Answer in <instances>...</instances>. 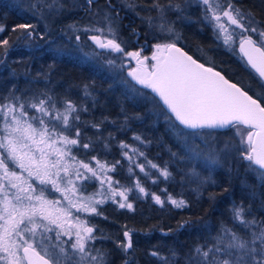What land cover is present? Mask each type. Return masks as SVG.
<instances>
[{
  "label": "snow or ice",
  "instance_id": "obj_1",
  "mask_svg": "<svg viewBox=\"0 0 264 264\" xmlns=\"http://www.w3.org/2000/svg\"><path fill=\"white\" fill-rule=\"evenodd\" d=\"M199 3L203 5L204 19L218 34H225V44L235 43L226 25L235 26L233 32L239 30L236 39L240 52L246 57L247 65L264 79V30L255 26L254 18L242 12L232 0L223 3L199 0ZM96 4L97 0H84L82 5L74 3L73 7L97 16L101 10L93 7ZM107 6L112 7L111 0H107ZM153 8L159 12L161 31L173 32L165 13H182L181 5L170 4L165 8L154 0ZM31 9L33 15L43 17L44 9L59 14L64 5L62 0H34ZM102 20L103 27H70L77 33H94L87 35V39L105 54L117 53L135 60L136 68L129 75L156 93L179 125L192 130L234 129L241 159L249 161V167L258 166L259 175L264 178V104L260 97L249 95L220 72L193 59L174 42L155 46L156 54L151 57L155 63L149 71L145 64L147 56L141 58V51L126 52L118 42L108 12H103ZM4 30L0 27V33ZM13 31L21 32L24 39L44 38L30 23L16 25ZM75 40L79 45V34L75 35ZM7 45L8 39L0 40V48ZM161 50L169 55L160 56ZM85 95L89 93L85 91ZM82 111L87 109L71 100H64L57 107L47 93L28 100L13 95L0 101V264H107L106 253L94 247L97 229L88 219L100 215L98 207L111 201L119 208L132 209L129 195L134 189L145 197L151 195L156 204L164 205L165 200L155 193L150 194L139 179L132 187L114 180L111 173L116 172L120 161L110 165L95 155L78 158L76 150L90 148L89 143L80 141ZM202 143L207 152L195 143L185 145L187 157L193 162L218 163L216 148L208 142ZM120 147L125 150L122 156L129 162L130 174L134 175L135 167L149 175L145 167L148 163L151 169H158L163 178L170 176L166 167L160 168L146 158L145 163H137L134 156H144L138 148L124 143ZM192 174L198 175L195 170ZM93 183L96 190L89 192ZM167 200L178 209L186 207L183 199L169 196ZM232 213L233 221L242 226L245 233L222 225L210 244L194 248L189 264H264V220L248 219L250 209L242 203L234 206ZM124 236L127 239L121 247L127 251L133 248L132 235L125 231ZM61 237H67L72 243L69 245ZM164 259L168 264L167 258Z\"/></svg>",
  "mask_w": 264,
  "mask_h": 264
},
{
  "label": "trees",
  "instance_id": "obj_2",
  "mask_svg": "<svg viewBox=\"0 0 264 264\" xmlns=\"http://www.w3.org/2000/svg\"><path fill=\"white\" fill-rule=\"evenodd\" d=\"M137 1L146 5L154 3V0ZM155 3L182 5L184 11L175 20L181 35L176 43L196 59L222 71L254 97H260L264 104V94L257 90L258 85L264 89V83L238 49H227L217 40L199 6L187 0H155ZM232 3L249 13L257 27L264 30V0H232ZM93 7L104 11L108 8L107 1H97ZM71 12L43 22L20 10L12 1L0 0V27L5 29L0 40L9 41V45L0 48V101L13 95L28 100L42 93L58 103L71 100L87 109L80 113L79 127L81 141L89 143L90 148L80 149L82 156L95 155L110 164L120 161L114 173L120 183L133 185L139 179L150 194L163 197L167 193L186 202V207L179 209L168 201L161 206L151 195L145 197L133 192V209L119 208L111 201L102 204L98 209L100 215L88 219L97 229L94 247L106 253L107 264H165L164 258L168 264H189L194 248L210 244L222 225L245 233L232 219L233 207L241 203L250 209L248 219L264 220V181L259 182L245 171L237 159L214 167L210 179L202 183L191 179L185 134L192 130L179 125L152 92L134 84L123 70L112 72L98 60L84 59L76 49L70 26H84L92 15L81 9ZM78 13L83 15L80 17ZM114 16V20L119 19L117 28L124 40L119 37L118 41L126 43L124 48L136 49L134 36L143 44L154 42L151 32L138 18H135L136 33L126 29L120 18ZM24 23L34 25L36 33L44 38L24 39L21 32L13 31L16 25ZM251 35L257 39L255 34ZM94 124L99 127H93ZM231 130L211 131L224 138V142L231 139L225 136ZM121 143L138 145L144 153L138 163H145L146 158L147 162L166 167L170 176L153 180L138 168L134 169V175L130 174ZM145 164L147 167L148 163ZM125 231L131 233L133 243V248L127 251L121 247L127 239ZM153 252L158 255H152Z\"/></svg>",
  "mask_w": 264,
  "mask_h": 264
},
{
  "label": "rangeland",
  "instance_id": "obj_3",
  "mask_svg": "<svg viewBox=\"0 0 264 264\" xmlns=\"http://www.w3.org/2000/svg\"><path fill=\"white\" fill-rule=\"evenodd\" d=\"M10 1H12V3L15 6L19 7L20 10L28 11V12L33 14L32 9H31V4L34 2V0H10ZM117 1L119 2V4L122 5V7L126 11H129L135 18H138L140 20V23L142 25H145V27L148 29V30L147 29L146 30L150 31L152 36H153L154 42H152V43L143 44L141 42L142 45L140 47H136V49H131L130 47L125 48L126 52L127 51H141V58L147 56L149 59L147 61H145V64L148 66V69L151 70V65L155 63V61L151 60L152 55L156 54V47L155 46L157 44H164V43H170V42L175 43V42L179 41L181 35H180L179 30L176 27V21L175 20H176V17H178V15L180 13L175 12V11H166V13H165L166 20L171 24L172 28L174 29L173 32L169 33L166 31H161L159 26L162 23V21L160 19L159 12L155 8H153V4L146 5V4L138 2L137 0H117ZM187 2L189 4H194V5L199 6V8L202 12L203 18H204L205 13H204L203 5H201L199 3V0H187ZM223 2H224V0H221V3H223ZM62 3L64 5V10L62 12H60L59 14H56L54 12L49 13L46 9H44L43 17H41L39 15H34V16H36L41 21H43V20L45 21L48 19H56L58 17H62L64 15L68 14L70 11H72L74 13V11H77L78 9L80 10L81 8H79V7H73V4L76 3L79 5H82L84 3V0H62ZM159 5H161V4H159ZM168 5H170V4H166V5L162 4L161 6L167 8ZM37 7L41 8L40 5H38ZM181 7H182V5H181ZM99 9L101 10V8H99ZM105 11L108 12L111 17H113L112 26L116 30L117 39L119 40V37H121V39L124 40V37L121 35V33H122L121 30L117 28L119 19L117 18V20L116 19L114 20L115 13L110 11L109 8H107L104 11L101 10L100 15L90 16L91 18H87L88 23L86 25H84V26L77 25L76 28L82 29L84 27H91V26L103 27L105 22L102 20V15H103V12H105ZM72 12H71V14H72ZM242 12H244V11H242ZM244 13H247V12H244ZM247 14H249V13H247ZM78 15H80V17H81L83 14L78 13ZM205 21L208 23L207 20H205ZM255 26H257V24H255ZM226 27H228V32L232 33L233 40L235 41V43L225 44L224 43L225 34L224 33L218 34L217 31L211 26L217 40L225 48L230 49V50H236L238 48V44H239L238 40L236 39V33L239 30H236V32H233V29L235 28V26L226 25ZM160 33L164 37L161 36ZM71 34H73V37H74L73 41L75 43L77 51H79L80 55L84 59L98 60L100 63H102L105 67H107L112 72H117L118 70H123L125 75H126V70L128 67L132 68V67L136 66V65H134L135 64L134 60H132L130 58L122 57V56H120V54H117V53L105 54L104 50L96 49L95 45H93V43L89 39H87V35H91L94 33H89L86 35L83 31H80L79 33L72 31ZM76 34L80 35L79 45H77V41L75 40ZM177 37H178V39H177ZM121 44L123 46L126 43H121ZM127 44L129 45V43H127ZM94 52H99L100 54L95 55ZM162 52H163V50H161L160 53H162ZM160 53H159V55H160ZM109 60L114 61V63L109 64L108 63ZM257 90H258V92H261V94H264V89H262V87H260L259 85H258ZM56 104H57V107H60V105H61V103H58V102H56ZM29 111L31 112V110H29ZM246 131H247V129H245V132ZM227 133L225 136H227V137L230 136L231 139H228V141H224V142H223L224 138H222V137L218 138L216 133L212 132L211 130H193V131H190L189 133L185 134V136H187V138H188L187 144L195 143V144L199 145V147L201 149H204V144L202 143V141L208 142L210 145H212L213 147L216 148V151L218 153V163H216V164H208L203 160H201L199 162H193L188 158L191 161L190 167H192L191 171H189L190 178L202 183V182L210 179V175H211L212 169L214 167L223 166L225 163L232 161V159H237V164L241 165L243 163L242 165H243L245 171L254 175L255 178L259 182L264 181V178H261L259 175L260 170L258 167H256L255 165H253V167H249L250 162L247 160L241 159V157L238 153V150H237L239 147V141H238V137L235 134V130L232 129L231 131H229L228 134ZM220 140H222V141H220ZM80 141H81V139H80ZM81 143H83V142L81 141ZM137 143H138V141H137ZM124 144H128V143H124ZM128 145H130L133 148H138V145H135V144H128ZM79 150H76L75 154L78 156V158H81V159L85 158L84 156H82V153ZM123 151H125V150L121 148V152H123ZM204 151L207 152L208 149H204ZM129 154L131 155L132 153L130 152ZM98 159H100V158H98ZM134 159L138 163L139 156H134ZM101 160L106 161L104 159H101ZM147 165L148 166L146 167V164H145L146 171L149 173V175H146L147 177L152 178L153 180H156V179L162 177V176H160L158 169H151L149 167V164H147ZM129 166L130 165L128 164V169H129ZM134 169H135V167H133V171H134ZM193 170H195V172L198 175H193L192 174ZM142 174H145V173H142ZM153 174L156 175V176H154V178L152 176ZM111 175L113 176L114 180H117L114 178V173H111ZM121 184L124 185L122 182H121ZM125 186L132 187V184L125 185ZM96 187H97L96 184L93 183L89 186L88 191L93 192L96 190ZM133 192H138V191L134 189L129 195V202H131L133 204V207H134V203L131 199V195L133 194ZM169 196H171L172 198H175V199H182L180 197H175L174 195L167 194V193H165L164 196L161 197V199L168 201L167 198ZM99 207H98V209H99ZM73 215H75L74 210H73ZM81 216L83 217V214H81ZM61 239L68 241L67 237H61ZM53 243H56L55 237H53ZM71 243H72V241H68L69 245ZM69 254L70 255L72 254L71 249H69Z\"/></svg>",
  "mask_w": 264,
  "mask_h": 264
},
{
  "label": "flooded vegetation",
  "instance_id": "obj_4",
  "mask_svg": "<svg viewBox=\"0 0 264 264\" xmlns=\"http://www.w3.org/2000/svg\"><path fill=\"white\" fill-rule=\"evenodd\" d=\"M97 1H102V0H97ZM107 1V0H106ZM111 4H112V7L109 8V9H112L114 11V13L120 18V21L122 23V25L132 31V32H136L137 33V28H135V24H136V20H135V17L129 12V11H126L121 4L115 2L114 0H111ZM139 37L137 36H134V43L136 45V47H140L142 45L141 43V40H138ZM238 52L240 53L239 51V46H238ZM241 55V54H240ZM134 65H136V61H134Z\"/></svg>",
  "mask_w": 264,
  "mask_h": 264
},
{
  "label": "water",
  "instance_id": "obj_5",
  "mask_svg": "<svg viewBox=\"0 0 264 264\" xmlns=\"http://www.w3.org/2000/svg\"><path fill=\"white\" fill-rule=\"evenodd\" d=\"M92 42V41H91ZM176 43V42H175ZM177 44V47H179V48H181V49H183V51H185V52H187L190 56H192L193 57V59H196L192 54H190L184 47H182L180 44H178V43H176ZM240 51V50H239ZM240 54H241V56L243 57V59H244V61L246 62V57H244V55H243V53H241L240 52ZM167 55H169V53H167V52H165V51H163L162 53H160V56H167ZM198 62H200V63H203L202 61H200V60H198V59H196ZM135 61V60H134ZM203 64H205V63H203ZM247 64V63H246ZM205 66L206 67H212L215 71H218V72H220L226 79H228L230 82H232V83H236V82H234L233 80H231V79H229L222 71H220V70H218V69H216V68H214L213 66H211V65H208V64H205ZM249 66V65H248ZM136 68V66H134V67H132V68H130V67H128L127 68V70H126V76L128 77V79L129 80H131L134 84H136V85H138L139 87H143V88H145V89H147V90H149L150 92H152L159 100H160V102H161V104L163 105V102L161 101V99L159 98V96L156 94V93H154L151 89H149V88H146L144 85H141V84H139L132 76H130L129 75V72H131V71H133V69H135ZM249 68H250V66H249ZM251 69V68H250ZM149 70V69H148ZM252 70V69H251ZM150 71V70H149ZM253 72H254V70H252ZM255 73V72H254ZM257 76H258V74L257 73H255ZM259 77V76H258ZM260 78V77H259ZM260 80L264 83V79H261L260 78ZM238 86H240V87H242L241 85H239L238 83H236ZM243 88V87H242ZM244 89V88H243ZM245 90V89H244ZM246 91V90H245ZM249 95H251L250 93H249ZM254 97V96H253ZM254 98H256V97H254ZM163 107L170 113V111L167 109V107L165 106V105H163ZM171 114V113H170ZM172 115V114H171ZM187 129V128H186ZM188 130H192V129H188ZM221 130H223V129H221ZM193 131V130H192ZM256 167H258V166H256Z\"/></svg>",
  "mask_w": 264,
  "mask_h": 264
}]
</instances>
